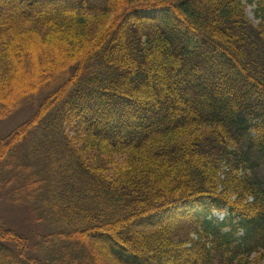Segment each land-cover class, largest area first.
Returning a JSON list of instances; mask_svg holds the SVG:
<instances>
[{"label": "trees", "instance_id": "1", "mask_svg": "<svg viewBox=\"0 0 264 264\" xmlns=\"http://www.w3.org/2000/svg\"><path fill=\"white\" fill-rule=\"evenodd\" d=\"M249 3L257 24L243 0H0V121L30 112L0 138V205L28 213L0 217V264L264 253V0Z\"/></svg>", "mask_w": 264, "mask_h": 264}, {"label": "rangeland", "instance_id": "2", "mask_svg": "<svg viewBox=\"0 0 264 264\" xmlns=\"http://www.w3.org/2000/svg\"><path fill=\"white\" fill-rule=\"evenodd\" d=\"M243 1L245 2V4H247L248 17L250 18V20L253 23L257 24L259 22V19L257 18L256 14H255V10H256L255 4L254 3L250 4L249 0H243ZM22 88L24 89L23 80L20 81L19 87L17 89L15 88L14 92L17 93V91L21 90ZM0 98L5 100V96L3 94H0ZM3 107H4V104L1 103V101H0V110H2ZM29 114H30V112H28V111L17 112L16 114L14 113L13 116L11 115L8 118H6L5 120L0 121V138L8 135L21 122H23L29 116ZM35 168L36 167H34L33 170ZM27 215H28V213H27L26 206H21V208H15L14 206L0 205V217H2L4 220L8 221L10 225H16V224H19L20 222L27 221V219H28ZM223 216H224V214H219L218 217L223 218ZM31 229L27 228L24 231L28 235L31 234V231L36 229L34 224L32 225ZM51 252H52L51 255L53 253H55V255L59 256V252H58L57 248L52 249ZM72 253L77 254V252L75 250H69L67 252L68 255H71ZM93 253H95V252H93ZM262 253L263 252L258 253V254H253L252 257L250 258L251 264H264V253L263 254ZM59 257H61V256H59ZM98 259L101 263H103L102 261H104L105 264H113L114 263L112 258L110 259L109 257H106L105 255L97 252V254H94L93 256H89V261L87 264H95L96 261H98Z\"/></svg>", "mask_w": 264, "mask_h": 264}]
</instances>
